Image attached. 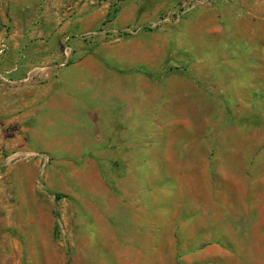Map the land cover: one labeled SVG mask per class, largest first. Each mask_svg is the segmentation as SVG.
Wrapping results in <instances>:
<instances>
[{"label":"crops","instance_id":"obj_1","mask_svg":"<svg viewBox=\"0 0 264 264\" xmlns=\"http://www.w3.org/2000/svg\"><path fill=\"white\" fill-rule=\"evenodd\" d=\"M109 1L0 0V264H264V0Z\"/></svg>","mask_w":264,"mask_h":264},{"label":"rangeland","instance_id":"obj_2","mask_svg":"<svg viewBox=\"0 0 264 264\" xmlns=\"http://www.w3.org/2000/svg\"><path fill=\"white\" fill-rule=\"evenodd\" d=\"M95 1L97 2L96 4H99V2H100V0H95ZM116 8H117V6H116L114 0H110L109 6H108V11L114 12ZM179 56L186 57V59L190 58V60H192V58L189 57L187 53H179ZM176 62H177V57H175L173 60H170V62H168V68H171V67L176 68ZM172 64H173V66H171ZM253 95L255 96V93ZM256 97H258V96H256Z\"/></svg>","mask_w":264,"mask_h":264},{"label":"trees","instance_id":"obj_3","mask_svg":"<svg viewBox=\"0 0 264 264\" xmlns=\"http://www.w3.org/2000/svg\"><path fill=\"white\" fill-rule=\"evenodd\" d=\"M115 12H116V9H115L114 12L108 11L107 14H106V19H105L104 23H109L111 21L113 15L115 14ZM122 34H125V33H121V35Z\"/></svg>","mask_w":264,"mask_h":264},{"label":"built area","instance_id":"obj_4","mask_svg":"<svg viewBox=\"0 0 264 264\" xmlns=\"http://www.w3.org/2000/svg\"><path fill=\"white\" fill-rule=\"evenodd\" d=\"M119 1V0H118Z\"/></svg>","mask_w":264,"mask_h":264}]
</instances>
